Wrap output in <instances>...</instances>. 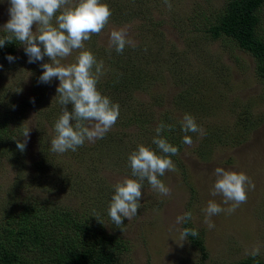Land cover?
<instances>
[{
    "label": "rangeland",
    "instance_id": "rangeland-1",
    "mask_svg": "<svg viewBox=\"0 0 264 264\" xmlns=\"http://www.w3.org/2000/svg\"><path fill=\"white\" fill-rule=\"evenodd\" d=\"M224 1L170 0L169 10L164 0H101L111 9L109 23L84 44L103 61L97 89L119 104L120 114L103 138L86 141L74 152L51 151L62 106L59 80L39 82L48 57L28 63L20 45L14 62L0 64L5 133L0 135V220L7 210L16 213L32 202L54 213L49 222L86 220L79 240L70 232V245L78 242L91 252L97 233L113 236L124 246L115 253L116 264H232L250 258L246 249L257 244L261 254L255 258L264 261V80L256 76L252 58L232 40L209 37L207 28ZM9 6L8 0H0V27L9 19ZM257 16L255 36L264 43V3ZM122 28L136 46H126L121 54L109 52L110 32ZM79 51L61 63H74ZM66 107L71 111V104ZM185 113L205 132L202 137L187 133L191 146L182 143ZM161 122L175 126L161 135L179 149L170 157L179 171L158 177L171 192L162 195L145 180L137 215L117 227L108 216L113 186L134 178L128 155L138 144L160 154L152 138ZM26 128L30 134L21 152L16 140H23ZM216 167L244 172L254 188L232 214L212 216L215 227L210 230L202 209L209 200L221 203L220 196L210 195ZM187 211L193 218L185 224L198 231L201 251L180 240L182 224L176 217ZM24 255L29 264H38L36 244Z\"/></svg>",
    "mask_w": 264,
    "mask_h": 264
},
{
    "label": "clouds",
    "instance_id": "clouds-1",
    "mask_svg": "<svg viewBox=\"0 0 264 264\" xmlns=\"http://www.w3.org/2000/svg\"><path fill=\"white\" fill-rule=\"evenodd\" d=\"M8 2L9 19L0 27L6 33L0 36V47L14 40L18 41L23 46L28 63L43 61L47 56L50 62L41 64L43 71L39 82L47 84L53 78L59 80L56 91L59 93L58 103L62 109L54 124L55 135L50 141L51 151L61 154L69 150L74 152L86 141L94 142L103 138L115 125L120 107L97 89V83L104 75V64L103 61H97L90 50L85 49L84 42L90 40L93 34L99 35L109 23L112 15L109 6L101 0ZM164 4L171 10L170 0H164ZM33 25H36L35 31L32 30ZM126 46H136L128 37L126 29L112 30L109 34V52L114 49L117 54H121ZM74 50H80L75 62L63 65L61 61ZM6 59L11 63L16 58L8 55ZM31 102L34 103V100ZM69 104L72 106L71 111L66 107ZM174 127L172 124L161 122L155 128L156 135L152 138V143L160 154L144 144H138L137 148L129 153L128 164L134 178L125 177L113 186L114 194L108 206V216L117 227L123 224L124 218L130 220L137 215V210L141 207V189L145 180L158 193L170 194L171 189L158 177L169 171H179L170 158L178 155L179 149L161 135L165 130L172 131ZM180 129L185 133L182 143L188 146L193 144V140L187 133H196L201 137L205 135L195 118L187 113L180 121ZM29 134V128H26L21 135L23 140H16L17 149L21 152L26 148ZM213 175L215 180L210 188V195L220 196L222 200L221 203L209 200L202 209L204 223L210 230L215 227L212 216L221 212L232 214L236 208L247 202L248 189L254 188V183L244 172L216 167ZM221 204L229 207L224 208ZM192 218V212L187 211L176 217V223L183 224ZM198 234L196 229L187 227L179 232L181 241ZM260 254L259 244L246 249V255L252 258Z\"/></svg>",
    "mask_w": 264,
    "mask_h": 264
},
{
    "label": "trees",
    "instance_id": "trees-1",
    "mask_svg": "<svg viewBox=\"0 0 264 264\" xmlns=\"http://www.w3.org/2000/svg\"><path fill=\"white\" fill-rule=\"evenodd\" d=\"M263 3L264 0H225L220 13L207 28L211 39L224 36L232 40L239 50L247 53L254 61L256 76L262 80H264V43L255 36V26L258 23V9ZM5 34L3 32L2 35ZM19 46V42L14 40L0 47V64L7 65L6 57L8 55L14 57ZM2 123L0 122V135L4 137ZM2 144L0 140V145ZM33 203L16 213L7 210L3 214V220H0V264H29L24 254L31 244H36L39 254L38 264L117 263L115 253L124 247L122 243L120 244V240L99 232L92 241L94 246L91 252L78 247V242L70 245L68 237L70 232L73 231L74 238L79 240L82 226L88 221L72 217L58 223L49 222V217L50 221L54 219V213L43 211ZM185 227L190 228L183 223L182 229ZM42 236L43 240H40ZM187 240L200 251L202 250L201 242L195 237L189 236ZM232 264H264V261L250 257Z\"/></svg>",
    "mask_w": 264,
    "mask_h": 264
}]
</instances>
